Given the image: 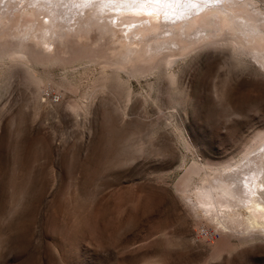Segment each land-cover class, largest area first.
<instances>
[{"label":"rangeland","instance_id":"1","mask_svg":"<svg viewBox=\"0 0 264 264\" xmlns=\"http://www.w3.org/2000/svg\"><path fill=\"white\" fill-rule=\"evenodd\" d=\"M175 64V85L122 73L130 100L109 86L77 113L96 67L39 86L0 68V264H264V237L224 233L178 189L264 129V73L214 49Z\"/></svg>","mask_w":264,"mask_h":264},{"label":"bare ground","instance_id":"2","mask_svg":"<svg viewBox=\"0 0 264 264\" xmlns=\"http://www.w3.org/2000/svg\"><path fill=\"white\" fill-rule=\"evenodd\" d=\"M75 1L0 0V68L22 65L39 86L54 66L96 67L76 113L109 86L130 100L129 77L162 74L175 85L174 64L200 49L228 51L235 66L257 63L264 73V0H183L177 19L164 0ZM178 189L224 233L264 237V129L238 158L189 165Z\"/></svg>","mask_w":264,"mask_h":264}]
</instances>
